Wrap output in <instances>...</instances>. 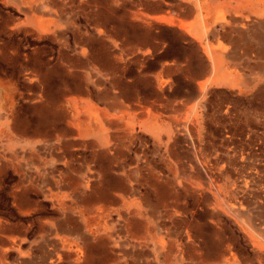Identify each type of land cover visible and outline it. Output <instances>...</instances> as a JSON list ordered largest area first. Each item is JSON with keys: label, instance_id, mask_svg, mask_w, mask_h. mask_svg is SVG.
Segmentation results:
<instances>
[{"label": "rangeland", "instance_id": "rangeland-1", "mask_svg": "<svg viewBox=\"0 0 264 264\" xmlns=\"http://www.w3.org/2000/svg\"><path fill=\"white\" fill-rule=\"evenodd\" d=\"M32 260L264 264L263 0H0V264Z\"/></svg>", "mask_w": 264, "mask_h": 264}, {"label": "crops", "instance_id": "crops-1", "mask_svg": "<svg viewBox=\"0 0 264 264\" xmlns=\"http://www.w3.org/2000/svg\"><path fill=\"white\" fill-rule=\"evenodd\" d=\"M263 1H264V0H263ZM216 57H219V56L216 55ZM226 77H228V76L226 75ZM100 132H101L100 135H99L100 143H101L102 145H104V146L108 145V143H109L108 136H107L106 134H104L103 129H101ZM170 132H171V130H168V131H167V135H168V136H169ZM102 136H104L105 139H106V141H105L104 143L101 141V137H102ZM159 140L162 141V137H159ZM11 143H13V142H11ZM11 143H10V145H11ZM31 149H33V151L37 152V151H36L37 147H35V146H31ZM35 152H34V153H35ZM39 156H41V155H39ZM39 156H38V157H39ZM103 156L106 157V160L109 159V157H108L107 155H105V153L103 154ZM103 158H104V157H103ZM86 177H88V176H87V173H85L84 175H82V178H86ZM78 185L81 186V185H82V181L79 182ZM32 262H33V263H32ZM29 264H36V262H35L34 260H32V261L29 262Z\"/></svg>", "mask_w": 264, "mask_h": 264}, {"label": "bare ground", "instance_id": "bare-ground-1", "mask_svg": "<svg viewBox=\"0 0 264 264\" xmlns=\"http://www.w3.org/2000/svg\"><path fill=\"white\" fill-rule=\"evenodd\" d=\"M101 141L104 143L105 141H106V139H105V137L104 136H102L101 137ZM76 196V195H75ZM53 228V227H52ZM53 230V229H52ZM53 232H54V230H53ZM52 232V233H53ZM54 236V235H53ZM49 239V238H48ZM62 241V240H61ZM57 244V243H56ZM47 254V253H46ZM49 254H51V253H49ZM50 256V255H49ZM49 260V259H48ZM33 263V262H32ZM51 264V263H50Z\"/></svg>", "mask_w": 264, "mask_h": 264}]
</instances>
